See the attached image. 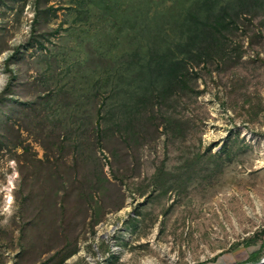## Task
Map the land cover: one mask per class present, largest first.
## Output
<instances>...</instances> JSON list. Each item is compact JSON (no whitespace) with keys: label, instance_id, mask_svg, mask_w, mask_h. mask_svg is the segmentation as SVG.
Here are the masks:
<instances>
[{"label":"rangeland","instance_id":"374dc122","mask_svg":"<svg viewBox=\"0 0 264 264\" xmlns=\"http://www.w3.org/2000/svg\"><path fill=\"white\" fill-rule=\"evenodd\" d=\"M110 1L112 15L90 0H0V92L14 73L0 102V264L68 252L59 264H264V16L240 17L230 54L195 68L169 118L135 122L132 142L74 150L76 132L96 137L91 49L134 43L121 10L172 2ZM94 162L108 181L86 200Z\"/></svg>","mask_w":264,"mask_h":264},{"label":"trees","instance_id":"16d2710c","mask_svg":"<svg viewBox=\"0 0 264 264\" xmlns=\"http://www.w3.org/2000/svg\"><path fill=\"white\" fill-rule=\"evenodd\" d=\"M90 1L101 12L112 15L110 0ZM139 2L130 14L121 10L122 19L133 30L126 33L129 43L134 41L130 47L117 49L120 44L117 38L111 39L109 46L102 51V46L90 51L88 62L92 74L89 78L93 82L88 85L86 101L90 128L96 137L92 134L91 139V134L76 132L77 135L71 138L74 150H93L103 140L106 144L109 139L116 143L119 139L132 142L139 135L135 122L146 121L148 124L157 116L163 120L169 118L168 108L182 93L193 90L197 77L195 68L230 54L229 33L240 17L264 16V0H172L161 9L145 8ZM8 70L10 79L0 92V102L7 97L6 93L13 92L14 73L11 67ZM72 98L74 104H78L75 97ZM162 106L165 112L160 110ZM77 107L73 108L74 111ZM172 122L174 128L171 130L180 133L181 122L168 123ZM140 127L143 128L142 124ZM1 138L6 142L4 134ZM18 143L15 141L14 146L20 145ZM84 181L87 183L86 191L80 196L91 200L100 182L108 179L95 165V169L87 170ZM261 232L264 234V229ZM253 241L252 237L246 239L244 245L248 246ZM260 251L261 248L252 252L247 260H259ZM69 253L55 263L59 264Z\"/></svg>","mask_w":264,"mask_h":264}]
</instances>
